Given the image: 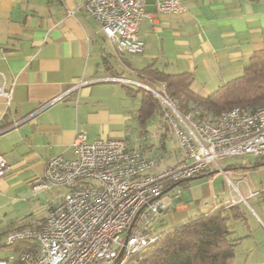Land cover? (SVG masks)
Segmentation results:
<instances>
[{"label":"crops","instance_id":"1","mask_svg":"<svg viewBox=\"0 0 264 264\" xmlns=\"http://www.w3.org/2000/svg\"><path fill=\"white\" fill-rule=\"evenodd\" d=\"M183 4L180 12L143 19L139 33L145 48L136 57L117 51L80 0H0V85L13 89L10 104L0 97V154L9 163L0 177V247L11 246L4 242L9 232L41 225L48 209L61 200L66 187L34 191L32 185L44 175L52 156H75L72 143L79 131H85L89 140L125 137L146 154L160 152L164 159L158 169L180 162L176 137L146 139L148 128L137 116L141 95L135 106L131 96L136 93H128L129 86H137L112 77L124 76L123 71L138 75L137 70L153 62L166 72H191L193 88L210 94L241 75L254 51H264V0H183ZM147 9L156 11L153 4ZM158 128L162 126L155 127L154 134ZM249 154L245 162L227 164L223 168L227 176L218 171L200 183L206 190L204 203L200 198L194 204L164 199V193L162 200L171 201L170 207L158 213L152 228L167 230L234 200L240 216L229 223L233 236L240 239L230 264H264V202L253 217L240 201L264 192V155ZM211 169L196 178L212 173ZM223 175L239 198L232 189L222 199L214 193L213 184ZM240 184H246L247 194Z\"/></svg>","mask_w":264,"mask_h":264},{"label":"built area","instance_id":"2","mask_svg":"<svg viewBox=\"0 0 264 264\" xmlns=\"http://www.w3.org/2000/svg\"><path fill=\"white\" fill-rule=\"evenodd\" d=\"M80 1L121 54L144 51L145 41L139 33L143 19L152 21L155 13L180 12L185 7L183 0ZM149 4L155 12L148 11ZM112 79L144 88L159 100L164 120L177 139L180 162L158 169L164 159L160 152L146 154L125 137L89 140L85 131H79L72 143L75 156H52L44 175L32 185L34 191L66 187L61 200L48 209L41 225L5 236L7 245L29 240L34 249L13 251L0 257V264H127L133 257L141 258L161 236L151 229L158 213L170 207L171 201L164 202L162 196L172 184L212 166L227 176L219 166L225 157L264 155V104L233 106L214 119H199L182 110L162 81L149 83L124 76ZM12 90L0 85V97L7 104ZM8 168V161L0 154V177ZM233 204L234 200L226 202L227 206Z\"/></svg>","mask_w":264,"mask_h":264},{"label":"trees","instance_id":"3","mask_svg":"<svg viewBox=\"0 0 264 264\" xmlns=\"http://www.w3.org/2000/svg\"><path fill=\"white\" fill-rule=\"evenodd\" d=\"M138 76L149 82H164L166 91L175 97L184 112H191L199 119H214L224 109L245 108L264 104V51H254L244 65L243 73L221 84L214 92L202 94L193 88L191 72L170 73L148 63L137 70ZM141 93L137 111L139 124L160 120L164 127V113L159 100L141 87H128V93ZM209 170L190 178L208 173ZM188 179L179 181L180 184ZM239 217L234 205L211 208L208 212L161 232L156 243L146 248L127 264H230L239 242L233 236L229 221ZM152 231H157L151 229ZM15 251L33 250L34 243L21 240L12 244Z\"/></svg>","mask_w":264,"mask_h":264},{"label":"rangeland","instance_id":"4","mask_svg":"<svg viewBox=\"0 0 264 264\" xmlns=\"http://www.w3.org/2000/svg\"><path fill=\"white\" fill-rule=\"evenodd\" d=\"M141 54L137 53L135 54L136 57H139ZM130 56L131 55H127ZM121 74H123L124 76H129L132 78H136L138 80H140V77L138 75L129 73L128 71H123L121 72ZM124 87V86H123ZM125 88V87H124ZM140 93H136L135 95L131 96V101H135L134 104L135 106H137L136 104H138V101L140 99ZM159 123H151L148 122L146 123V129L148 128V131H146L148 133V137L146 138L147 140H151L152 142H157L159 140V137L163 139V137L167 136L168 138L171 139V137L175 138V134L174 131L172 129L171 126H167L166 128L162 125L163 123L160 122ZM158 125H161L162 128H158L159 129V133L158 134H154L155 127H158ZM165 134V135H163ZM169 142V144L171 143L169 140H167ZM251 156L250 154H241V155H235V156H230L227 157L225 159H220L219 160V166L221 168H226L227 164L230 163H235V162H245L247 160V158ZM258 167V166H257ZM256 168V167H255ZM217 169H219L218 167H214L212 166V173L203 176V177H199L196 179H193L190 181V183L187 186H183L181 184H177L175 186H173L171 189H169L164 197V199H172L174 201H177L178 199H184V201L189 202L190 204H194L195 199L196 198H200L202 203H204V198L203 197H207L206 195V190H205V186L204 184H200V183H204L206 181H208L210 179L211 176L215 175L218 171H216ZM238 170H244V169H238ZM253 171L252 168H250V171ZM221 174H223L221 172ZM254 175V179L258 180V182H260L259 176L258 174H253ZM246 176V175H245ZM245 178V177H244ZM249 178V177H247ZM223 182H225V186L223 185ZM214 193L217 194L219 196V199H222L223 197H225L224 193L226 191L229 192V189H232L233 191V195L237 196L238 198L239 193L238 191L232 186L229 185V183L226 180V177L223 175L220 179L216 180V182H214ZM252 185V184H251ZM240 188L242 189L243 192H245L247 194V192H249L246 184H240L239 185ZM63 189V188H62ZM252 189H254V187H252ZM181 191V195L177 196V193ZM205 195V196H204ZM264 195V192H260L258 194L255 195V197H248L247 196V200H240L241 201V205L244 207L246 214L248 215H252L253 217L255 216V211H258L260 214V210L258 209V204H263L264 200L262 198V196ZM56 198V194L53 195V198ZM212 196L210 198H208V200H211ZM161 223V221H160ZM159 223V224H160ZM11 250H14L13 246H3L0 247V253L1 254H8Z\"/></svg>","mask_w":264,"mask_h":264},{"label":"water","instance_id":"5","mask_svg":"<svg viewBox=\"0 0 264 264\" xmlns=\"http://www.w3.org/2000/svg\"><path fill=\"white\" fill-rule=\"evenodd\" d=\"M188 179H189V178H188ZM178 183H179V182H176V183L172 184L168 189L172 188L173 186L177 185ZM168 189H167V190H168ZM133 223H134V221H133ZM133 223H132V224H133ZM131 226H132V225H131Z\"/></svg>","mask_w":264,"mask_h":264}]
</instances>
